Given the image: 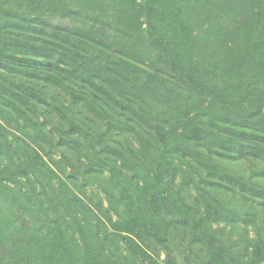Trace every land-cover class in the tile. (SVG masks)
<instances>
[{
	"label": "trees",
	"instance_id": "trees-1",
	"mask_svg": "<svg viewBox=\"0 0 264 264\" xmlns=\"http://www.w3.org/2000/svg\"><path fill=\"white\" fill-rule=\"evenodd\" d=\"M0 264H264V0H0Z\"/></svg>",
	"mask_w": 264,
	"mask_h": 264
},
{
	"label": "rangeland",
	"instance_id": "rangeland-1",
	"mask_svg": "<svg viewBox=\"0 0 264 264\" xmlns=\"http://www.w3.org/2000/svg\"><path fill=\"white\" fill-rule=\"evenodd\" d=\"M162 258H165V253L164 252L161 253V259Z\"/></svg>",
	"mask_w": 264,
	"mask_h": 264
}]
</instances>
